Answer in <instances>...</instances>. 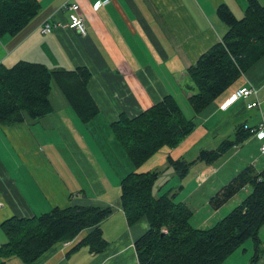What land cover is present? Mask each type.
<instances>
[{
  "label": "crops",
  "instance_id": "crops-1",
  "mask_svg": "<svg viewBox=\"0 0 264 264\" xmlns=\"http://www.w3.org/2000/svg\"><path fill=\"white\" fill-rule=\"evenodd\" d=\"M37 1L39 10L19 31L0 33V64L8 67L18 60H28L50 70L86 67L90 71L87 87L98 113L87 122L81 121L57 84L51 81V113L37 119H30L24 113L22 122L0 124V245L6 240L1 223L12 216L30 218L54 206H113L112 213L100 223L107 242L102 252L94 253L84 245L73 249L89 232L85 229L71 240L54 243L31 264H139L134 242L149 226L146 217L128 224L117 205L122 178L133 170L157 171V167L163 169L158 170L159 174L166 171L172 176L168 157L187 161L186 155L191 153L188 161H192L200 149H209L200 145L216 143L213 139L201 144L209 135L221 137L232 125L234 133L236 126L243 123L254 126L264 120V55L203 112L186 114L191 108L185 89L187 68L227 30L216 15V6L225 2L239 18L244 13L246 0ZM66 1L78 3L85 34L65 25L69 14L60 7ZM97 1L105 3L95 8ZM259 1L264 3V0ZM234 7H238L239 12ZM192 13H198L203 28L196 24ZM45 21L52 25V31L42 34L40 26ZM243 86H253L256 96L239 99L222 108L228 96ZM168 94L174 97L188 119L196 121L194 129L173 146L161 147L135 168L111 123L120 113L135 116ZM253 100L260 103V108H247V103ZM197 131H202V137L192 145L191 138ZM89 137L100 154L92 152ZM257 141L261 144L259 139ZM83 143L93 158L85 152ZM187 143L192 145L188 152ZM259 148L260 145L261 154ZM196 164L205 166L203 162H196L184 177L190 176ZM255 165L257 170L264 169V163L260 165L256 161ZM205 183V180L200 181L194 190ZM208 205L207 200L205 207L212 210ZM191 209L192 218L200 217V210ZM218 211L214 210L213 215ZM210 219L211 216L206 220L202 217L205 225L211 224ZM263 226L258 230L261 251ZM253 252V242L248 239L220 264H252ZM13 257L16 256L4 260L9 264H23L18 257ZM2 258L0 256V260ZM254 264H264V255Z\"/></svg>",
  "mask_w": 264,
  "mask_h": 264
},
{
  "label": "trees",
  "instance_id": "trees-1",
  "mask_svg": "<svg viewBox=\"0 0 264 264\" xmlns=\"http://www.w3.org/2000/svg\"><path fill=\"white\" fill-rule=\"evenodd\" d=\"M39 8L37 0H0V33L19 31ZM215 12L227 30L187 68V100L197 114L264 55V3L246 0L240 18L226 3L218 4ZM89 78L86 67L50 70L28 60H18L8 67L0 64V124L22 122L24 113L30 119L51 113V81L57 84L78 118L89 121L98 113L87 87ZM111 127L127 157L138 168L161 147L173 146L191 133L194 123L168 94L135 116L120 113ZM250 137L243 123L236 126L234 139L224 138L215 148L200 149L194 160L168 157L167 161L177 176L183 178L196 162L211 164ZM158 176V171L133 170L120 182L117 205L128 224L143 215L149 221L147 231L134 242L139 264H220L248 239L254 247L251 263L260 258L258 230L264 224V169L258 171L254 163L245 165L209 197L211 209L218 210L240 190L251 187L236 206L207 229L189 224L192 212L172 201L176 192L160 198L153 195L152 186ZM113 209V206L68 205L54 206L30 218L12 216L1 223L6 240L0 245L3 257L0 264H9L4 259L11 256L18 257L23 264H31L54 243L71 240L85 229L89 232L73 249L84 245L94 253L102 252L107 242L100 223Z\"/></svg>",
  "mask_w": 264,
  "mask_h": 264
},
{
  "label": "rangeland",
  "instance_id": "rangeland-1",
  "mask_svg": "<svg viewBox=\"0 0 264 264\" xmlns=\"http://www.w3.org/2000/svg\"><path fill=\"white\" fill-rule=\"evenodd\" d=\"M220 3H225V2H220ZM198 8L201 10L200 7H198ZM234 8H235L234 10L236 12H239L238 7H234ZM201 12H202V10H201ZM202 15H203V13H202ZM192 16H193L196 24H198L199 27L203 28V24L200 21V17L198 15V13H192ZM53 92H54V90H53ZM192 113H193V115L195 114L194 111L192 110V108H189V113H187V111H186V114L188 116L192 115ZM194 121L195 120H193V122ZM232 128H233V125L231 128H227L222 133L221 137L219 135L215 136V137L209 135L208 138L205 139L201 143V144H205L206 142H209L213 139H216L217 141L214 144V146H210V145H200V146L202 148L212 149V148H215L218 145V143L220 142V140H222L223 138L234 139L235 129H234V133H233ZM201 137H202V131H197L194 134V136L191 138L190 143H193L192 145H194V143H196L197 140ZM257 139H259V138H257ZM257 139L252 138V137L248 138L244 143H242V145H238L237 147L236 146L232 147L227 152H225L223 155H221L219 157V159H217L215 162H213L211 164H204L205 165L204 167L198 166L199 164L198 165L196 164L192 169L193 172L191 174H189L190 176L184 177L183 179L178 177L173 169H171L173 171L172 176H171V174L169 175L168 173H165L166 171L161 172L159 174L158 178H156V180L154 181V184L152 186L153 195L155 197L160 198L162 195H164L166 193H169V195H171V194L177 192L178 194L174 195L172 201H174L177 204H182V205L188 207L191 210V212H192L191 207H193L194 210H197V209L200 210V217L197 215L195 218L194 217L190 218L189 224L191 226H194V227L200 228V229L210 228V226H212V224L214 222H216L217 220L224 217L234 206H236L246 196L247 191L250 190V188H251L250 186L245 189L246 191H244L243 189L240 190L235 195V197L230 199L226 203V205L224 207L220 208L219 209L220 211H218L215 215H213V213H214L213 208H212V210H210L209 208L206 209V207H205L208 198L210 196H212L217 190H219L222 185L227 183L233 176H235L241 170V168H243L245 165H247L249 163L255 164L256 161H257V164L260 163V165H263L264 154L261 155L258 152V147L260 144H259V141H257ZM259 140L262 141L261 139H259ZM87 141L91 146L92 152L95 154H98V153L100 154V151L98 150V147L96 146V144L93 142L92 138L89 137L87 139ZM192 145L187 143V145L185 146V150L188 152L189 148H192ZM84 149H85V152L89 153L90 154L89 156L91 158H93V155L89 152L86 145H85ZM66 156H65V159L69 163V160L67 159V157L69 158V156H67V157ZM190 156H191V153L189 156L186 155L187 161L191 160L190 158H192V157H190ZM196 156H197V154L195 153L193 157H196ZM96 158H98L101 162L105 161V159L102 157H96ZM255 167H256V165H255ZM158 170L163 171V169L161 170L160 167H157V171ZM258 171H260V170H258ZM204 180L206 181L205 185L200 186V188L195 191L194 189H195L197 183H199L200 181H204ZM184 181H187V183L183 184ZM180 186H182L181 189H179ZM210 216H211V219H210L211 224L208 223V225H205V220L210 218ZM141 217H146V216L143 215ZM202 217H204L205 220H202ZM148 226H149V221H148ZM263 228H264V226H263ZM263 250H264V248H262L261 255H264ZM13 258L18 259L17 257H13Z\"/></svg>",
  "mask_w": 264,
  "mask_h": 264
},
{
  "label": "built area",
  "instance_id": "built-area-1",
  "mask_svg": "<svg viewBox=\"0 0 264 264\" xmlns=\"http://www.w3.org/2000/svg\"><path fill=\"white\" fill-rule=\"evenodd\" d=\"M104 1H97L93 7L97 8L101 4H104ZM60 9L62 11H66L69 14V20L66 22V26L70 29L75 30L79 34H85V22L83 16L80 13L78 3L74 1H66L64 2ZM52 31V25L45 21L40 26V32L42 34H47ZM249 96H256V89L253 86H243L235 89L228 98L221 105L222 108H225L232 105L235 101L239 99H245ZM247 108H260V103L257 100H253L247 103ZM244 129L250 132L251 136L261 139V144L259 151L261 154H264V120L254 126L248 125L244 123ZM255 165V164H254Z\"/></svg>",
  "mask_w": 264,
  "mask_h": 264
}]
</instances>
